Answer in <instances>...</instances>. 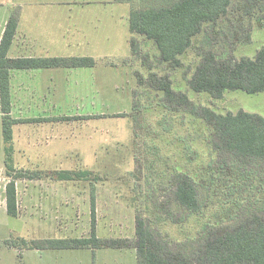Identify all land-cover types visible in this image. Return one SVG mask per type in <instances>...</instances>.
<instances>
[{"label":"rangeland","instance_id":"obj_1","mask_svg":"<svg viewBox=\"0 0 264 264\" xmlns=\"http://www.w3.org/2000/svg\"><path fill=\"white\" fill-rule=\"evenodd\" d=\"M139 4L137 7L142 6ZM130 9L128 4L120 6L117 12L125 24ZM77 13L103 14L100 10L91 12L85 9ZM232 35V30H227L221 22L214 27H205L194 39L192 48L180 58V67L159 63L155 44L138 35L139 57H132L126 41L118 42L116 51L92 53L96 66L79 70L77 73L84 75L76 76L77 88L82 81L86 84V95L77 96L74 102L38 103L43 110H53L60 115L95 116L94 119L70 124L75 138L70 143V147L75 148L73 154L62 157L60 155L64 152H61L51 160L41 156L45 154L43 150L31 149V155L27 156L28 151L19 144L18 153L14 152L11 171L6 164L5 152L2 157L0 150L3 186L7 187L13 180L11 175L15 176L22 170L40 174L93 172V177L99 179L96 234L100 239L135 240L137 214L151 220L155 229L173 244L193 238L206 228L208 221L215 223L217 220L227 225L228 216L222 213L226 207H222L217 197L212 196L208 200L204 187L198 188L204 206L201 214L190 215L182 223L172 222L171 218L178 221L182 217L171 202L168 189L175 170L189 174L204 185L217 155L208 144L209 129L203 120L182 111L171 112L163 106L164 92L155 90L153 75L168 76L175 91L186 93L196 105L209 107L217 114L244 111L264 118V92L252 95L239 90L226 91L222 99L214 100L208 93H196L189 87V80L207 53L253 59L264 48V28L255 26L251 42L237 46L235 51ZM125 60L129 64H124ZM104 92L106 94L102 96ZM134 99L142 107L135 114L132 110ZM147 105L150 107L146 108ZM59 147V150L63 148ZM35 155L39 158L36 159ZM254 172L250 184L259 187L264 170ZM45 175L43 179L17 182L18 218L7 215L4 207L6 190L0 191V264H138L135 249L24 251L21 255L17 249L7 248V240L19 237L28 240L90 237L91 183L53 182ZM248 193L247 190L244 195Z\"/></svg>","mask_w":264,"mask_h":264},{"label":"trees","instance_id":"obj_2","mask_svg":"<svg viewBox=\"0 0 264 264\" xmlns=\"http://www.w3.org/2000/svg\"><path fill=\"white\" fill-rule=\"evenodd\" d=\"M131 6L130 30L132 57H139L136 35L152 41L159 51L158 62L182 65L181 57L193 46L194 39L207 26L224 24L232 30L234 51L252 40L254 27L264 28V0H115ZM137 3V4H136ZM138 3L142 4L137 7ZM139 4V5H140ZM18 14L13 12L0 44V96L2 127L6 144L7 167L13 171V127L17 124L41 121H85L94 116L61 117L39 120L11 118V70L50 68H93L91 57L10 59L9 52L18 29ZM131 61V60H130ZM124 64H129L128 60ZM151 72V71H150ZM137 73V72H136ZM136 75V74H135ZM140 79V75L137 73ZM154 78L155 90L164 92V104L171 112L189 113L207 125V141L217 159L208 171L205 183L199 184L189 174L175 170L168 188L171 202L182 213V223L190 215L201 214L204 208L199 189L204 187L208 200L217 197L222 213L228 216L224 225L208 221L206 228L184 243L173 244L155 229L151 220L141 214L136 217L135 240L100 239L97 237L96 192L99 179L91 171H54L31 173L18 171L6 189L7 215L19 217L16 181L39 180L43 175L53 181H85L91 183V235L76 239L28 240L19 237L5 245L24 251H69L80 249H135L138 264H264V177L259 187L250 184L254 170H264V118L240 111L237 114H217L209 107L196 105L189 96L173 89L168 76ZM141 85L143 81H140ZM189 87L196 93H208L214 100L226 91H243L256 95L264 92V48L251 58L236 59L209 52L202 58ZM136 98V97H135ZM150 106L147 105L146 108ZM133 114L142 110L134 99ZM125 115H119L123 117ZM136 116V115H132ZM139 135L135 134V137ZM230 172V174H227ZM169 182V183H170ZM246 188V190H245ZM154 190V188H152ZM249 191L248 195L244 193ZM207 203V202H206ZM174 215V214H173Z\"/></svg>","mask_w":264,"mask_h":264},{"label":"crops","instance_id":"obj_3","mask_svg":"<svg viewBox=\"0 0 264 264\" xmlns=\"http://www.w3.org/2000/svg\"><path fill=\"white\" fill-rule=\"evenodd\" d=\"M124 5L128 4L115 0H0V44L9 19L13 12H17L19 23L8 55L10 59L92 58L94 52L110 53L111 49L116 51L115 48L120 41H126L131 51L133 34L130 30V14L126 24L123 17L117 14L120 6ZM81 9L91 12L100 10L103 14L80 15L77 12ZM84 69L11 70V118L39 120L83 117L60 115L53 110L45 111L38 103L74 102L77 96L86 95V84L82 81L77 88L76 82L77 74L84 75L77 72ZM105 94L104 92L101 95ZM2 118L0 96V150L4 157L6 144ZM74 122L76 121L50 120L17 124L13 127V152L18 153V145L21 144L22 149L28 151L27 156L31 155L29 153L31 149H40L45 153L41 156L51 160L56 159V155L62 154L61 152L64 154L60 156L70 157L75 150L73 146L70 147V143L75 139L74 129L70 127ZM62 134L66 136H61ZM58 146L63 148L59 150ZM13 156L14 153L12 160ZM35 158L39 157L35 155ZM4 207L7 212V206Z\"/></svg>","mask_w":264,"mask_h":264},{"label":"built area","instance_id":"obj_4","mask_svg":"<svg viewBox=\"0 0 264 264\" xmlns=\"http://www.w3.org/2000/svg\"><path fill=\"white\" fill-rule=\"evenodd\" d=\"M4 189V191L7 189V187H4L2 184V180L0 179V191Z\"/></svg>","mask_w":264,"mask_h":264}]
</instances>
